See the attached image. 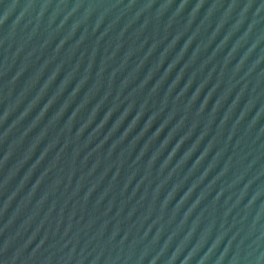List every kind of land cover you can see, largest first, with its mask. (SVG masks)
I'll list each match as a JSON object with an SVG mask.
<instances>
[{
  "label": "water",
  "instance_id": "95a60500",
  "mask_svg": "<svg viewBox=\"0 0 264 264\" xmlns=\"http://www.w3.org/2000/svg\"><path fill=\"white\" fill-rule=\"evenodd\" d=\"M0 264H264V0H0Z\"/></svg>",
  "mask_w": 264,
  "mask_h": 264
}]
</instances>
